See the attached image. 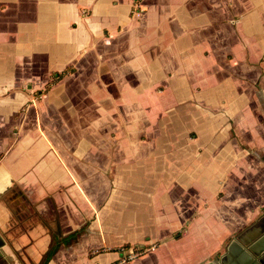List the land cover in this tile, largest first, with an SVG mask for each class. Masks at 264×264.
<instances>
[{
    "label": "crops",
    "instance_id": "1",
    "mask_svg": "<svg viewBox=\"0 0 264 264\" xmlns=\"http://www.w3.org/2000/svg\"><path fill=\"white\" fill-rule=\"evenodd\" d=\"M2 58L0 264L264 254V0H0Z\"/></svg>",
    "mask_w": 264,
    "mask_h": 264
},
{
    "label": "rangeland",
    "instance_id": "2",
    "mask_svg": "<svg viewBox=\"0 0 264 264\" xmlns=\"http://www.w3.org/2000/svg\"><path fill=\"white\" fill-rule=\"evenodd\" d=\"M1 62L2 61H6V60H3V58L0 60ZM52 93V98L55 99V92H51ZM77 93V92H76ZM79 94V92L77 93ZM7 108V105L5 106H0V110H3L5 111L4 109ZM51 110V113L53 114V116H55L56 112H55V107L53 105V107H50L49 108ZM23 119V117L21 118H16L15 120H13L12 118H9L8 117L6 119H2V124L6 127V129L8 128L9 131H13V132H18V128H19V124L16 125V128H14V121H16V124H17V121H21ZM25 120H27V124L28 125H31L32 121H33V117L32 115H28L27 117H25ZM55 124H56V118H53V117H48V118H44L43 121H42V125L44 126L45 129H51V128H55ZM47 126V127H46ZM56 136V134L54 135ZM66 138V137H65ZM54 227V226H53ZM136 248V247H135ZM33 264V263H31Z\"/></svg>",
    "mask_w": 264,
    "mask_h": 264
},
{
    "label": "trees",
    "instance_id": "3",
    "mask_svg": "<svg viewBox=\"0 0 264 264\" xmlns=\"http://www.w3.org/2000/svg\"><path fill=\"white\" fill-rule=\"evenodd\" d=\"M57 76V75H56ZM77 230L73 233H70L68 235H63L60 231V228L57 227V229L55 231H51V235H52V242L51 245L48 249V251L46 252L45 256L43 257V259L41 260V262L39 264H48V262L51 260V258L54 256V254L56 253V251L58 250L59 246L61 244H65L67 245L70 240L72 238H74L75 236H77V234L81 231ZM128 247V246H127Z\"/></svg>",
    "mask_w": 264,
    "mask_h": 264
},
{
    "label": "built area",
    "instance_id": "4",
    "mask_svg": "<svg viewBox=\"0 0 264 264\" xmlns=\"http://www.w3.org/2000/svg\"><path fill=\"white\" fill-rule=\"evenodd\" d=\"M124 257L121 260L122 264H125L129 261H131L132 259H135L136 257L142 255L143 253L146 252L147 249L145 248H129L128 250L124 249Z\"/></svg>",
    "mask_w": 264,
    "mask_h": 264
},
{
    "label": "water",
    "instance_id": "5",
    "mask_svg": "<svg viewBox=\"0 0 264 264\" xmlns=\"http://www.w3.org/2000/svg\"><path fill=\"white\" fill-rule=\"evenodd\" d=\"M247 254L248 252L245 251ZM253 255H252V261H251V264H264V254L262 253H254L252 252ZM248 259H250V257L248 256L247 257Z\"/></svg>",
    "mask_w": 264,
    "mask_h": 264
}]
</instances>
